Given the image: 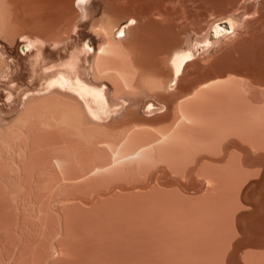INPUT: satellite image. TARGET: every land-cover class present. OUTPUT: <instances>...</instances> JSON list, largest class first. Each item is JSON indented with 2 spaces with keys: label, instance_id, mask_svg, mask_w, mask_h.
Instances as JSON below:
<instances>
[{
  "label": "bare ground",
  "instance_id": "bare-ground-1",
  "mask_svg": "<svg viewBox=\"0 0 264 264\" xmlns=\"http://www.w3.org/2000/svg\"><path fill=\"white\" fill-rule=\"evenodd\" d=\"M52 1L47 4L49 1L46 0H0V34L6 37V41H8L7 37H9L11 49L17 38L22 41L23 50L22 54L19 55L24 60L22 61L24 67L22 74L26 78V83L24 82V84H20L15 79L17 69L23 68L21 67L22 63H20L21 60L10 54L6 55L4 47H0V84L6 85V92L4 93L6 98L13 102L18 101L17 107H15V109L17 108L16 114L9 119L3 116L0 108V198H4L6 195L8 198L12 195L15 198V195L19 194L18 196L24 195V198L26 195V197L32 196L33 199L34 197L35 199H40L41 197L44 200H50V202L51 200L58 202L67 200L74 195L78 196V194L90 197L99 192V190H108L111 185L113 187V184L127 185L131 183L132 185H130L133 187L134 182H144V179L146 182L147 177L155 175L157 171H169L168 174H176L177 178H183L178 174L182 173L183 176V172L189 171L193 175V182L197 183V188H194L192 195L181 194V191L177 188H175L177 191L173 188V191L170 189L171 193L167 190L165 193L163 192L165 189H159L155 181L154 185L149 186L151 190L149 193V189L147 192L146 190L142 192L141 188L137 187L141 192L138 189L134 192L132 190L125 193L113 191L112 193L114 194H110V198V195H108L107 200L117 199L119 196H122L119 197L121 199L124 196L126 201L127 199L129 201L141 200L138 197L152 200V203L148 201L147 203L142 199L141 205H139L140 208L138 207L139 203H137L140 200L135 201L136 203L134 201V203L128 202L129 204L127 202V204L112 203L113 205L110 204L111 200L107 202V205L105 203L97 206V204L106 202L104 201L105 197L104 202H100L103 197L101 198V195H98L100 200L97 198L98 200L96 199L95 201L100 203L93 202L97 206L94 205L95 208L93 203V208H90L91 205L87 206L88 208L81 206L79 205L80 203L77 204V200H75V204L73 201V204L70 205L81 206L80 208L77 207V209L83 210L81 211L82 213L84 210L85 212L89 211L88 214L86 213L88 219L84 217L85 212L83 213L84 216L81 214L82 218L79 216L81 212L76 211V206L72 208L78 216L72 215L74 212H69L68 208L67 211L72 216L69 214L71 217L69 215L67 217L71 218V223L69 222L71 225H73V222L78 221L74 223L75 227L77 225L80 227L79 218H81L84 227L83 219L87 222L95 214H98V217L95 216L98 220L104 221V218L100 219V214H103L102 216L105 215L104 217L108 213H114V216H118L115 212L120 213L122 211L125 214L126 212L123 210L129 209L130 206L132 209H129V213H133L141 209L143 205V208L145 207L144 210L147 212L148 208H151H146L145 204H150V206L154 204V211L152 210L150 218L153 215L152 217L155 216L158 219H162L169 214L170 220H168V217L163 218L167 219L165 221L166 224L169 221V224L176 226L180 222L178 219L173 221V218L177 216L180 221L186 223L184 225L200 227L205 213L204 210L208 209V205L205 204L207 199L205 198L212 196L211 199L213 197L216 199L220 194V190L216 189L218 187L216 185L212 186L215 179L221 178L220 175L218 176V171L215 172L214 170H217V168L222 170L226 162L223 163L224 165L221 168H219L220 165L216 164L215 167V163H210V165L213 164L211 166L214 168L213 170L208 167L209 161L206 164L203 159L206 167L201 169L204 167L202 163L204 161H200V163L196 161L199 153L203 150L215 152L217 149H222L221 147L218 148L220 143L224 142L228 136L231 137L232 133L235 132L234 134H236V131L239 136H234H244L245 139L249 136L251 138L253 133H255L254 135H264V89H259L258 94L256 92L258 88L255 84L258 81V83H263L264 81V41L250 38L249 40L252 39L250 44L251 42L254 44V41H256L255 43L259 41L258 45L263 46L261 48L263 50H260V47L254 44L256 47L253 45L252 50H247L252 45L250 47L246 46V50L243 49L242 55H240V49L249 43L245 44L244 42L243 47L240 45V49L239 46L238 48L236 46L237 49H234L235 46L231 47V51L239 49L237 55L231 54L229 57V54H225L228 55V58L225 56L227 58L226 62L228 61L227 64H229L228 59L234 56L235 62L233 66L234 60L232 58L233 61L230 59V62L232 61L230 66L224 65L225 61L220 60V64L222 65L223 63V65L218 67L219 59L221 58V55L219 57L218 54L216 56L219 58L215 56V59L210 57V59H206L207 61L203 59L206 67L215 66L216 69V71H213L214 74L210 75L208 73L207 75L210 76L204 78L200 77V71L202 70L199 67L204 64L203 62V64L200 63L202 61L200 54L203 55V52H206V49L213 42L224 37L228 39L229 34H234L239 16L243 15L241 16L242 18L245 15L248 16V14L253 15V13L247 14L249 11H254L256 16L259 15V17L264 15L262 14V11H264V0H204L203 6L193 12L195 18L189 14L187 17L185 16V19L191 25H196L198 20L202 21L200 27H198L199 29L196 28L198 30L195 31L198 37L196 36L192 43L186 38L182 40L178 34L179 32L177 33L180 36H177L178 39L174 35L176 33L173 31L176 17H172L170 6L174 5L175 0H104L106 7H104L105 9L102 12L103 15L98 16L100 19L96 17L91 21V28L102 40L98 44L97 51L90 46L91 44L85 42L79 44L77 42L76 44V40H74L75 45L70 48L69 52L66 51L65 57L59 59L61 56L59 55V60L55 58L54 60L51 59V61L49 59L51 57L47 56L49 58H46L47 47L52 39V41H55V43L53 42L54 45H52L53 49L56 44L55 48L60 46L61 41L63 42L60 39V37L63 38L62 35L58 34L61 33L59 30L65 25L66 28L70 25V29L66 30L74 31L77 22H81L85 18H93L92 14L94 11L91 0L87 2H84L85 0H64V2L62 1L63 3L59 2V0ZM178 1L190 2L189 0ZM211 4H215V7L220 4V6L225 5L223 9L219 7L220 11L216 7L214 13L217 12L212 15L210 10L214 9V7L210 6ZM47 5H50V7ZM175 5L177 6V4ZM176 6H173V8L175 9ZM233 6L236 10H233ZM206 13H208V17L204 15ZM247 20L243 23L248 27V23L246 24ZM248 22L250 24V21ZM240 26L238 28L241 29ZM243 26L242 29L246 30L247 27ZM66 30L62 29L61 31ZM239 30L238 33L241 31ZM245 30L243 31L245 32ZM127 33H129L128 39L130 40L128 41L127 39V42H125L123 40ZM180 34L182 35V33ZM242 34L241 36H237V33L234 34V36H237L234 40L239 37V44H243L241 42H243L242 40L245 36L243 32ZM263 34L264 31L262 36ZM7 35H10L11 38ZM55 35L60 36L57 38ZM121 35L123 36L120 37ZM67 36L69 38V34ZM54 37L58 41L60 40V42L57 41L59 46ZM232 38L234 37L232 36ZM263 38L264 36L261 39L263 40ZM245 39H247V36L244 41ZM236 42L237 40L234 43L235 45H237ZM260 42L263 45H260ZM66 43L69 44L71 42ZM198 43L200 48L205 49L204 51L201 49L200 54L196 52L199 57L194 54ZM234 44L232 43L229 46ZM229 46L226 48H229ZM223 47L221 45L220 50H226ZM60 48L62 49V47ZM255 48L256 50H254ZM91 49L94 54L92 62L90 61V56L92 57V55L89 52ZM217 50L219 52V48ZM229 50L227 53L230 52ZM257 50L260 51L257 52ZM222 55L224 57V54ZM6 56H9L10 59H7ZM236 57L240 59L236 60L238 59ZM190 63L198 67H196L197 69L192 76L186 73L189 77H185V74L183 77L182 74L186 70L184 67L193 66ZM237 75L245 76V79L238 78ZM185 78L187 80H184ZM180 79L183 80L182 82H186L184 86L181 85V81L179 82ZM104 80L108 81L110 85H107ZM252 83L255 84V87H253ZM260 91L263 93L262 95H260ZM147 96L153 97L156 102L152 100L146 102L144 98ZM168 112L170 113L167 114ZM164 117L169 118L167 119L168 123L163 122L160 124V120H163L162 118ZM257 137L258 141H254L257 144L258 142L261 143V139H259L261 136ZM253 138L255 137L252 136V140ZM245 139L243 140L245 141ZM252 140L251 142L249 141L250 144ZM254 141L253 143L257 147ZM228 142L230 141L226 142L227 145ZM232 142L234 143V141ZM246 142L243 143L246 144ZM246 145L248 146L249 144ZM261 145L263 146V144ZM218 152L220 153V151L215 153L217 154ZM201 156L200 154V158H202ZM195 161L198 164L202 163V166L196 164ZM228 162L231 163L230 160ZM231 165L226 166L231 167ZM224 169V173H228L227 175L232 178L231 174H234L232 171L235 168L231 171L230 168L227 170L231 174L226 171V167ZM200 170L201 174H199ZM194 172L196 173L195 175ZM159 173L156 174L157 178ZM221 174L223 175V173ZM157 178L155 176L154 180ZM223 178L225 179L224 176ZM229 178L227 177V179ZM12 180L15 182L10 183ZM14 183L16 185H13ZM152 189L155 191H152ZM156 189L158 190L156 191ZM221 193L223 192L221 191ZM208 203H212V200ZM213 205L215 206V204ZM213 205L212 209L215 208ZM132 206L136 207L137 210ZM43 207L46 209V206ZM209 208L211 207L209 206ZM164 209H167V211H162L163 213H169L167 215L164 214L160 218V212ZM142 210L136 213L139 214L141 211L140 214L142 216L145 213ZM126 211L128 212V210ZM136 213H133V216ZM111 214L109 216H112ZM210 215L212 216V214ZM95 217L91 218V220H94L91 221L92 227L97 220H95ZM118 217L117 219L119 220L120 218ZM158 219L156 220L157 222H159ZM106 220L109 221L108 218ZM112 220L114 219L111 218L110 222ZM133 221L135 222V220ZM86 222H84L85 225ZM99 222L103 224V222ZM110 222L106 223V225L111 224ZM157 222L155 223L157 224ZM136 223L138 224V222ZM160 224L162 226L163 222H160ZM166 224L165 227H167ZM67 225L69 226V224ZM51 226H49L50 229H52ZM181 226L182 224L179 228ZM88 227L90 228L89 225ZM102 227L100 225V228ZM70 229L72 231V228Z\"/></svg>",
  "mask_w": 264,
  "mask_h": 264
},
{
  "label": "rangeland",
  "instance_id": "rangeland-1",
  "mask_svg": "<svg viewBox=\"0 0 264 264\" xmlns=\"http://www.w3.org/2000/svg\"><path fill=\"white\" fill-rule=\"evenodd\" d=\"M46 1H49V2H47V4L48 3L50 4L52 0H46ZM62 1L64 2V0H59V2L63 3ZM87 1L88 0H85L84 2H87ZM91 1L93 2V10H94L93 14H92L93 18L90 17L88 19L87 18L83 19L81 22L78 21L77 25L75 26L74 31L66 30L68 28L70 29V27H69L70 25H68L67 28H66V25H65V27L62 28L63 30H66L67 32L66 31L62 32L61 31L62 29L59 30V32H61V33H58V32L57 33L62 35L63 38L66 36V38L63 39L60 37V39L63 40V42L62 41L60 42V40L58 41V39L55 38V37L58 38L60 35H55L54 39H56V43L60 42V46L58 43L59 47L55 48L57 46V44H56V46H54V49H53L52 45H54L55 41H52L53 40L52 39L51 43L48 44V47H47L48 49L46 51V58L51 57L49 59L54 60L55 58L58 59L59 55H61L59 59L65 57L66 51L69 52L70 48H72L75 45L74 40H76V44H77V42H78V44L81 42L91 44L90 46L94 47V50L97 51L98 44L102 40H100L101 38L91 28V21H92V19H94L96 17H97V19H100V17H98V16L103 15L102 12L105 9L104 7H106L105 6L106 2H104V0L103 1L102 0H91ZM189 1L190 2L187 1V3H185V2H180L178 0H175L174 5L172 4L170 6V8H171L170 10L172 11L170 13H172V17H176L175 18L176 20L174 19L175 20L174 24L176 22V24L174 25V29L176 31L173 29V31L176 32L174 34L175 37L178 39L177 36L180 35L182 40H183V38L184 39L186 38L190 43H192L194 41V38H196V36L198 37L197 32H195V31L199 29L198 27H200V25H201L200 23L202 21H199L198 19H196V20H198V23L196 25H191L187 22V20L185 19V16L187 17V15L189 14L190 16L195 18V16H193L194 15L193 12H195L196 9L198 10L200 8V6H203L204 0H202V1L201 0H193V1L189 0ZM199 1H201V2L199 3ZM175 4H177V6ZM214 5H212V4L210 5V6L214 7V9L213 8L211 9V7H210V9H211L210 11L212 12V15H215V13L217 12L216 11L214 13V10H216V7H217V6L215 7ZM220 5L217 7V10L219 7L223 9V6L225 4L224 5L222 4L223 6H220ZM47 6L50 7V5H47ZM173 6L174 7L176 6V8L174 9ZM220 8H219V11H220ZM227 8H229V7H227ZM234 8L235 7L233 6V10H236V8L235 9ZM183 10H184V12L186 10H188V11L184 13ZM175 11H176V13H175ZM262 12H263L262 14H264V11H262ZM179 13H180V15H179ZM208 13H206L204 15L208 17V15H207ZM248 13H250V14L253 13V15H249ZM254 13H255L254 11H249V12H247L248 16L245 15V17H242V18H241V16H243V15L239 16L240 18L237 22L236 29L238 28V26H240L242 24L240 26L241 29L238 28L237 31L235 29L234 32L237 33V36L243 35L242 32L244 33V36H245L244 38H246V36H247V39H245V41H244V38L242 37L243 42H241V43H243V44H239V42H238L239 37L236 39L238 42V43L236 42L237 45L234 44L236 41L234 39L237 37V36H234L235 33L234 34L231 33V35L229 34L228 39H227V37L226 38L224 37V38H221L220 40H218L216 42H213L215 44L212 43V45L206 49L207 50L206 52L204 51L205 49L200 48L199 43L196 44L197 48L194 51V54L196 56L198 54H200V51H202V50L204 51L203 52L204 54L201 52L203 55L200 54V56H201L200 59H202V61L200 60L201 61L200 63L201 64L204 63L202 65V67H199V69L202 70V71H200V77H202V78L208 77L211 74H214L213 71H216L215 66L210 67V68L206 67V65H205L206 59H210V58L213 59L217 54L219 55V57L221 55V58L219 59V63H218L219 64L218 67H219L221 65L220 60L225 61L224 65L228 63V61L226 62L228 55H225V54H229V57L231 54L237 55V51L239 52V49L241 47H243L244 42H245V44L246 43H249V44H246L242 49H240V51H241L240 55H242V52L244 50H246L245 49L246 46L250 47L252 45L251 48L247 49V50H249V49L252 50L253 49L252 47L254 44L255 45L259 44V41H258V43H255L256 41H254V39L264 41V38H263V40L261 39L264 36V34L262 36V33L264 31V28H262L264 26V17L263 18H261V17L264 15L259 17V15L256 16V13L255 14ZM204 15H203V17H205ZM209 15L212 16L211 14H209ZM248 17H250V18H248ZM256 18H257V20H256ZM258 18H261V19H258ZM241 19H243V20H241ZM246 20H247L246 24L248 23V27H247V25H244V23H243ZM248 21H250V24ZM255 21H256V23H254ZM75 22H76V20H75ZM252 23H254L255 25ZM242 26L243 27L246 26L247 27L246 30L242 29ZM196 28H198V29H196ZM238 30L240 31L239 33H238ZM243 30H245V32ZM68 31H70V32H68ZM259 31H260V33H259ZM180 33H182V35ZM64 34H65V36H64ZM67 34H69V38H67L68 37ZM130 34H131V32H130ZM7 36H10V35H7ZM122 36L123 35H121L120 37H122ZM232 36L234 38H232ZM5 38L6 37L3 34H0V47L1 48L4 47L3 49H5V54L6 55L10 54V55L15 56L16 58H20L19 54H22V50H23L22 41L19 38H17L15 40L13 48L11 49L9 37H7L8 41H6L7 39H5ZM10 38H11V36H10ZM128 38H129V33H127L125 35V39L123 41L127 42L126 40ZM250 38H254L253 39L254 44L252 42L250 44V41H252V39L249 40ZM190 39H191V41H190ZM64 40L66 42L70 41L71 43L68 44ZM129 40L130 39H128V41ZM233 40H234V42H233ZM61 43L63 44L64 47L62 46ZM122 43H124V42H122ZM232 43L234 45L229 46ZM261 44L262 43L260 42V45ZM221 45H222V47L224 45L225 48L227 46H229V48H226L227 51L225 49H223L224 47L222 48L224 51L220 50ZM240 45H242V46L240 47ZM234 46H235L234 49H237L238 46H239V49L237 51H235L234 49H233L234 51H231V49H232L231 47H234ZM236 46H237V48H236ZM60 47H62V49ZM259 47H260V50L264 49V47H263V49H261L262 48L261 46H259ZM58 48L61 50H59ZM218 48H219V52H217ZM58 50H59V52H58ZM228 50L230 51L229 53H227ZM254 50H256V48ZM260 50H257V52ZM89 52H91L90 55H92V57L90 56V61H91V60H93L94 54L92 52V49H91V51L89 50ZM196 52L197 53L199 52V53L197 54ZM222 52H225V53H222ZM232 52H234V53H232ZM222 54H224V57L226 56L227 58L226 57L224 58ZM62 55H64V56H62ZM47 56H49V57H47ZM197 57H199V56H197ZM219 57H217V58H219ZM231 57L234 60V56H231ZM6 58L10 59L9 56H6ZM232 58L228 59L229 64H227V65H229V66L231 65L230 63L233 61ZM236 58H238L236 60L240 59L239 57H236ZM203 59H205V60L203 61ZM230 59L232 60L231 62H230ZM19 60H21V62L19 61L20 63H22V61H24L23 58L22 59L20 58ZM58 60H55V61H58ZM234 62H235V60L233 61L232 66H233ZM195 63H197V62H195ZM200 63H198V64H200ZM190 64L193 66L188 65L189 67L188 66L184 67L186 70L182 74L183 77H184V74L186 75V73H188V75H190V76H192L193 73H195V71L197 69L196 67H198V66H194L193 63H190ZM222 65H223V63H222ZM21 67H23V63L21 65ZM23 72H24V67L21 69L18 68L17 74L15 76V79L20 84H24V82L26 83V78L22 74ZM203 72H205L204 73L205 75L203 74ZM208 73L210 75H207ZM188 75H186L185 77L188 78L189 77ZM240 77L242 79L243 78L245 79V76H241V75L238 76V78H240ZM184 80H187V79L185 78ZM104 81L107 83V85H110V83L108 81H106V80H104ZM180 81H181L182 86H184L186 84L185 81L182 82L183 81L182 79H180L179 82ZM258 82L255 83L257 85V88H258V89L256 88L257 93L259 92L258 91L259 89H264V81H263V83H258ZM253 83H252V85H254L253 87H255V84H253ZM0 87H1L0 88V108L2 110L1 113L3 114V116L5 118L9 119L16 114L17 108L15 109V107H17L18 101L13 102L12 100L6 98V96L4 94L6 92V85L5 84L1 83ZM262 92L260 95H262L264 93V92L263 93ZM144 100H146V102L148 100H152V101L156 102L154 100V98L150 97V96L145 97ZM143 108L146 109L145 106H143ZM140 111L142 112V109ZM153 113L156 114L157 112H153ZM169 113L170 112H168L167 114H169ZM170 116H171V114H170ZM164 118H162L163 120H160L161 121L160 124H162L163 122L168 123L167 119H169V118H165V119ZM157 121H159V120H157ZM234 133L231 134V137L228 136L225 139V141H224L225 143L224 142L220 143V146H218V148L221 147L222 149L216 150V151H220V153L218 152L219 154L218 153L216 154L215 153L216 151L212 152V151H208V150H206V151L203 150L201 153H199V156H198L199 158L197 157V159H196V161H198V163H200V161L202 162L204 160L206 161V164L208 163L207 161H209V165H210V163H213V164L215 163L214 166L216 167V164L220 165V167L217 166L219 168H221V166L224 165L223 163L226 162L224 165V167H226V171L229 170V168H230V171L234 170V168H235V170H237V171L234 170L236 172V174L234 171H232V173H234V174H231L230 171H227L232 175V178L230 175H229L230 176V178H229V176L227 175L228 173H224L225 169L223 166H222L223 167L222 170L220 169L221 170V172H220V170L218 168H217V170H214V168L211 167L213 164H211L210 166L208 165V167H211L215 172L218 171L217 172L218 176L220 175V177H221L217 180L215 179V181L213 182V185H212V186L216 185V187H218V188H216V187L215 188L217 190H220V192H219L220 194L218 195L219 197L218 196L216 197V199L214 197L211 199L212 196L208 197L210 199L205 198V199H207V201H206L207 203L205 201L204 202H205V204L208 205L207 206L208 209L204 210L205 213L203 215L204 217H202V223H201L200 227L184 225L186 223L183 221H180L179 218H177V216L176 217L174 216V218L172 217L173 221L174 220L177 221L176 219H178V221L182 224L183 227L181 226V228H179L181 225L180 223H178V224L176 223L177 225L175 224L176 226H173V225L169 224V221H167L168 224H166L165 221L167 219H163V218L168 217V220H170V216H169V214L167 215V213H169V212H166V213H163V212L167 211V209L161 210L160 213L162 216L160 215L159 216L160 218L163 217L164 214L167 215V216H164L162 219H158V217L156 218L154 216L156 218L155 219L154 217H152L153 215H151V218H150L151 212L154 211V204H151V206L153 205L152 207L150 206V204H148V205L145 204L146 208L150 207L151 209L148 208V211L146 212L144 210L145 207L143 208L144 205L141 206V209H139V210H142V208H143V210L145 212V213L142 212V213H144V214H142V216L140 214L141 211H140V213L138 212L139 214L136 213L139 210H137L136 207L134 208V206H132V207L134 209H136L137 211L136 212L132 211V212L136 213L137 216H136V214H134V216H133V213H129V209L131 208V206H130L129 209L123 210L126 212L125 213L126 215L122 211H120V213L115 212V214L117 213L119 217L117 215L114 216L113 215L114 213L113 214L110 213L112 216H109L110 214L108 213L109 214L108 215L106 213L107 214L106 217H104L105 215L102 216L103 214H100L101 215L100 219L104 218L105 223L103 220H98V218H96V217H98L97 216L98 214L97 215L95 214L96 217L93 215V217H95V220L97 219L95 223L92 222L96 226V228H95V226L92 224L94 229L91 226V221L93 220V219L91 220V218H93L92 216L89 219L90 221L89 220L87 221V222H90L88 224H87L86 220L83 219V224L85 227L84 228L82 225L81 218H82V215L85 212V210L82 213L81 211H83V210L77 209V207L80 208L82 205L86 208H88L91 205L90 208H93L92 203L93 202L97 203L98 201L97 202L95 201L97 198L100 200L98 195L99 196L101 195V198L103 197V199H101L102 201H100V202H104V201H106V202H104V203L98 202L100 204H97V206L101 205V204L103 205L105 203H106L105 205H107L108 204L107 202H110L111 200L112 201L110 202V204H112V203L117 204V202H118V204H120V203L125 204L126 202L130 203L133 201L137 202V200H140V199L131 200V201H129L127 199V201H126V200H124V196L122 199L119 198L122 196H119V197H117V199H108L109 200L108 201L107 198H108V195L114 194V193H112L113 191L125 193L126 191L131 192L133 190V192H134L136 189H138L137 187L141 188L142 192H144L145 190L147 192V190L149 189V186L151 187V185L153 183L155 184V181L157 183L156 185L159 186V187L157 186L159 189L160 188L165 189L163 192H165L167 190L171 193V191H173V188L174 189L177 188L181 191L180 192L181 194L185 193L186 195L187 194L192 195L194 188H197V186H196L197 183L195 184V182H193L194 181L192 179L193 175H191V172L189 173V171H186V173L183 172V176H182V173L178 174V175H180V177H183V178H179V177L177 178L176 174H168L169 171L168 172L167 171L166 172L157 171L156 174L160 172L158 174V178H157L156 174L153 176H148L146 182H145V179H144V182L143 181L140 183L134 182L133 183L134 188L131 187V185H132L131 183H129L127 185L126 184H124V185L113 184V187L111 185L108 190L107 189L99 190V192L93 194L92 195L93 199H92V196H90L91 199L89 196L85 197L84 193H83L84 196H81V194H78V196L74 195L67 200L58 201V202L54 201V200H51V202H50V200L49 201H48V199L44 200L41 197H40V199H35V197L33 199L32 196L26 197V195L24 198V195L18 196L19 194L15 195V198L12 197L13 195L10 196L11 198L10 197L8 198L6 195L4 197L5 199L3 197L0 198V264H264V149H262L264 147V143H263L264 138H262L264 135L256 134L257 136H261L259 138V139H261L260 140L261 143L258 142V144L256 143V141H254V140L258 141V137L256 135H254L255 133H253V135L252 134L251 135L257 139L253 138V140H252V136H251V138H249L250 136L246 137V139L247 138L250 139V140L248 139L250 142L252 140V143L250 144V142L248 140H246L244 136H242V135H241L242 137L234 136V135H238L237 131H236V134H234ZM241 138L245 139V141ZM221 141H223V140H221ZM227 141H230L231 143L228 142V145H227V143H226ZM232 141H234V143ZM242 141L243 142L247 141L246 144L253 145V146L249 147V145L247 146ZM253 141L257 144V147L255 146ZM260 144H263V146L262 145L260 146ZM228 146L230 148H225ZM244 146L246 147V149ZM223 147H224V149H223ZM252 147L256 148V149H253ZM257 148H259V149L257 150ZM200 154L202 155L201 156L202 158H200ZM229 154H230V156H228ZM231 156L234 157V159H232ZM229 160L231 163L228 162ZM196 161H195V163L198 164ZM205 161L202 162L203 166L205 164ZM233 162H235V163L233 164ZM202 163L198 164V165L202 166ZM229 164H232L235 167L233 166L234 167L233 168L232 165H231V167L226 166ZM194 166H195V164H194ZM205 167H206V165L204 167H202V168L200 167V168L203 169ZM236 168H238V169H236ZM214 171H213V173H214ZM199 172H198L199 174L202 173L201 170ZM187 173H189V174H187ZM221 173H223V175ZM195 174L196 173L194 172V175ZM155 176L157 178L156 180H154ZM184 176H185V179H184ZM223 176L225 177L226 180L223 178ZM227 177L229 179H227ZM235 178H236V180H235ZM13 180L10 183L15 182ZM218 182H219V184H218ZM13 185H16V184L14 183ZM114 186H117V187H114ZM121 186H123V187H121ZM219 187H220V189H219ZM123 188H125V189H123ZM122 189H123V191H122ZM153 189H155V187H153ZM153 189H152V191H155ZM170 189H172V190L170 191ZM177 189H175V190L177 191ZM157 190L158 189H156V191ZM179 190H178V192H179ZM138 191H140V189H138ZM221 191L223 193H221ZM118 192H116V193H118ZM149 192H151L150 189L148 190V193ZM222 196H223V198H222ZM227 196H228V198H227ZM29 197H30V199H29ZM104 197L106 198L105 200H104ZM110 197H111V195L109 196V198ZM138 198H141V200L137 202V203H139L138 207H139V205H141L140 202L142 201V199H143V201H146V202L148 201L149 203H152L151 199L148 200V198H142V197H138ZM131 199H132V197H131ZM205 199H203V200H205ZM213 199H214V202H213ZM75 200L78 201V202L76 201L77 204L80 203L79 205H81L80 207L75 205L76 208L73 205L74 208L76 209V211L78 210L79 213L81 212L79 215V216H81V218L78 217L79 221L81 222V223L80 222L79 223L82 225V226L80 225V227H79V225H77L78 227L77 226L75 227V225H74V223L78 222V221H75L72 223L74 226L70 224L71 223L70 217L74 214H75V216L76 215L78 216V214H76V211L72 208L73 206H70L73 203L75 204ZM211 200H212V203H208V202H211ZM95 203H93V206L95 205ZM153 203H154V201H153ZM142 204H144V202H142ZM211 204L212 205L215 204V206L213 205V207H215V208H213L214 210L212 209ZM236 204H237V206H236ZM42 205L46 206V209ZM131 205H132V203H131ZM68 206H70V207H68ZM95 206H94V208H95ZM114 206H116V205H114ZM135 206H137V205H135ZM209 206L211 208H209ZM222 206H223V208H222ZM63 208L66 210H64ZM68 208H69V212H71V211L74 212V213L71 212L72 215L67 211ZM70 208H72V210H70ZM161 208H163V207H161ZM216 209H218V210H216ZM86 210H88V209H86ZM126 210H128V212ZM208 210H210L211 212L210 211L208 212ZM232 210H233V212H232ZM47 212H48V214H47ZM49 212H51V213L49 214ZM67 212H68V214H67ZM86 213L88 214L89 211L88 212L86 211L84 213L85 214V216L83 215L84 217H86V216L88 217V215H86ZM127 213H129V214H127ZM45 214H46V216H44ZM145 214H146V216H145ZM210 214H212V216ZM64 215H65L64 218H66L68 221L63 218ZM68 215L70 217H67ZM47 217H48V219H47ZM87 217H86V219H88ZM110 217L113 218L114 220L116 218V220L115 221L112 220V222H110L111 221ZM117 217L120 219L118 220ZM216 217H217V219H216ZM107 218H108V220L110 218V220L107 221L106 220ZM45 219H47L48 221ZM129 219H130V221H129ZM149 219H151V220H149ZM152 219H154V220H152ZM157 219L159 222L156 221ZM73 220H74V218H73ZM133 220H135V222ZM147 220H148V222H147ZM63 221H64V223H63ZM99 221H101V223L103 222V224H100ZM117 221H119V222H117ZM153 221L157 222V224L155 222L153 223ZM61 222H62V226H61ZM84 222H86L87 226L85 225ZM97 222H98V227H97ZM109 222L111 224L106 225V223H109ZM116 222L118 224L119 223L120 224L118 225ZM136 222H138V224ZM160 222L161 223L163 222V224H162V226L164 225L163 227L161 226ZM164 222L167 225V227H165ZM204 222H206V223H204ZM50 223H52V224H50ZM79 223H77V224H79ZM54 224H56V225H54ZM64 224H66V225H64ZM67 224H69V226ZM153 224H155V225H153ZM63 225H64L65 229H64ZM88 225L90 226V228L88 227ZM100 225H101V227L102 226L103 227L100 228ZM116 225H118V227H116ZM152 225H153V227H152ZM202 225H204V226H202ZM214 225H216V226H214ZM49 226H51L52 229H50ZM105 226H108V227H105ZM156 226H158V227H156ZM171 226H173L172 227L173 230H172ZM66 228H68V229H66ZM70 228H72V231ZM78 228H81V229H78ZM177 228H179V229H177ZM190 228H192V229H190ZM194 228H196L197 230ZM85 229H87V230H85ZM55 246L58 249V251L55 248Z\"/></svg>",
  "mask_w": 264,
  "mask_h": 264
}]
</instances>
